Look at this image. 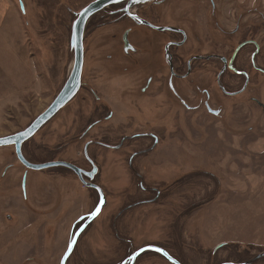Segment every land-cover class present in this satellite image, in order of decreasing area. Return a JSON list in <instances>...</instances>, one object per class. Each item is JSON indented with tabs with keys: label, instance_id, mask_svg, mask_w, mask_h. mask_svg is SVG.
Segmentation results:
<instances>
[{
	"label": "rangeland",
	"instance_id": "obj_1",
	"mask_svg": "<svg viewBox=\"0 0 264 264\" xmlns=\"http://www.w3.org/2000/svg\"><path fill=\"white\" fill-rule=\"evenodd\" d=\"M94 1L0 0V138L27 129L59 95L74 64L73 24ZM201 2L169 0L153 18L189 31L185 49L199 48L193 41L197 31L206 46L201 53L210 52L215 41L232 45L205 22L194 25L211 11ZM223 3V13L238 14L229 25L241 24L237 41L246 29L252 31L247 24L255 25L253 37L262 48L255 60L264 69V0ZM99 15L101 21L90 19L86 26L82 80L108 105L95 103L85 88L22 148L31 163L82 166L84 145L93 142L90 154L102 169L94 183L106 205L83 230L68 264H173L154 249L133 260L147 247L166 251L180 264H264V74L254 72L249 90L232 98L220 93L216 69L206 65L182 82L181 92L196 104V79L210 90L211 107L222 112L213 116L204 107L187 112L165 86L164 37L157 57H146L136 68L138 55L126 56L118 39L131 24H108ZM134 34L131 41L137 43ZM246 53L240 61H247ZM152 76L151 90L142 95L144 80ZM203 92L199 98L205 100ZM108 109L115 113L111 120ZM24 170L14 147H0V264H59L101 196L57 168L28 171L31 213L23 219ZM9 202L24 223L20 240L13 234L17 227L5 230L1 223ZM6 237H12L10 246L2 241Z\"/></svg>",
	"mask_w": 264,
	"mask_h": 264
},
{
	"label": "flooded vegetation",
	"instance_id": "obj_2",
	"mask_svg": "<svg viewBox=\"0 0 264 264\" xmlns=\"http://www.w3.org/2000/svg\"><path fill=\"white\" fill-rule=\"evenodd\" d=\"M223 1L224 0H203V2L201 3H206L207 5H209L211 11L209 13H201V15H199L200 18L198 17L197 19L195 18L196 20H194L195 21L194 25L196 27L200 25L199 21L201 20L202 22L208 24V26L213 27L216 32L218 31L221 37H224L227 40H233V43L235 41L236 42L234 43V45L233 43L231 45L229 42L223 44L220 41H215L217 42L216 45L214 46L213 49L212 47H210L212 50H210V52L208 53L206 52L201 53V51L206 47L204 44V40L202 39L200 34L201 31H197L196 33L197 37L196 39L195 38L193 39L194 43H197L199 48L196 50L195 49L188 50L185 49V47L190 42L189 31H187L186 29H184L183 27L177 24L163 25L157 20V18H153L154 16L157 15L159 10L164 8V6L169 2V0H143V1L139 0L137 3L131 0H125L120 3L109 6L108 8L101 11L103 13L101 12L97 13L91 18V20L98 18L97 17L98 14H102L99 16L102 17L103 21L107 20L108 24L114 23L116 25H120L124 22L131 24L128 25L126 28H124L119 38L115 36V39L116 38L119 39L121 50L123 51V53H125L126 56L130 54H134L136 58L138 55V59H136V62H134L136 68H140V67L142 68L143 59L146 60V57H148L149 59L150 58L154 59L155 57H157L156 52L159 49L157 45L158 43H160V39L164 37L163 39H165L166 41L161 47L162 60L168 71V76L167 79L165 80V86L168 92L172 95V98L180 102L181 106H183V108L187 112H195L201 109L202 107H204L210 115L219 116L222 110L219 108L214 109L210 105L211 96L207 92L210 90L204 91L202 87V83L195 79L194 90L196 93V104H193L191 103V101L189 102L181 92L182 91L181 86L183 85L182 82L190 80V78H192L195 74L199 73L202 70V68L207 65L209 66V68L213 67L214 69H216V73L214 75L215 84L218 86L220 93L224 96L234 98L244 94L247 90H249V87L252 84H254L253 82L254 72L259 74H264V69L261 67L260 68L257 67V62L255 60V57L262 52L261 46L257 44V42L253 37L255 35V29H256L255 25H253V23L247 24L250 25V27L249 26L248 27L251 28L252 31H248V29H246V33L240 35L237 41L235 37L238 36L242 31L241 24L236 23L234 29L230 28L229 25L233 23V20L236 19L238 20L237 17L238 14L232 15L230 13H223V7L226 5V3H223ZM241 20H243V16L241 17ZM99 21L101 20L99 19ZM202 27L206 28V26H202ZM193 29L194 27L192 28L191 32L194 31ZM88 31L89 29L86 28L84 39L87 37L86 33H88ZM133 34L136 35L138 39L137 43L134 42L132 43L131 41V36ZM245 51L247 52L246 53L247 61L242 62V60L240 61V57ZM152 62L153 61H151L150 63ZM154 82H155V78L153 76L146 78L144 80V85L141 88V94L142 95L148 94ZM235 87H237V90L232 91L233 90L232 88ZM81 91H85L88 94V96H90L91 98L93 97L92 98L93 101L97 104H101L104 101L97 94L95 88H93L92 85L84 82L83 80L81 82V87L78 93L75 95L74 99L77 98L78 94ZM202 92L205 95L208 94L205 100H204V96L199 98ZM250 99L252 103H255L256 98L254 96H251ZM85 101H86V97H83L82 102ZM170 101L172 102V99ZM104 103L108 105L107 102L104 101ZM103 113L105 114L104 111ZM103 113L100 114L102 115V117H103ZM105 115L109 117V119L111 120L114 118L115 113L113 110H109V114L106 113ZM99 121L100 120L91 124L87 129V133L93 130L95 124L98 123ZM151 136L152 139L154 140V143L158 144L157 141L158 138H156L157 136L155 134L154 135L151 134ZM92 145L93 142L91 143L90 141L86 142L84 145L83 157H82L84 164L82 166H78L77 164H74L72 162H66V163L74 165L77 168L81 169L84 172L83 179L86 182H88V184L96 185L94 183V179L99 174H101L102 169L97 164L95 158L91 157L90 147H92ZM51 162H65V161H49L39 164H46ZM22 166L25 168L24 170L25 172L21 180L20 193H21V201L23 205L21 210L22 211L21 216L24 219V216L26 218H29V213H31L30 205L28 204L29 201L28 189H27L28 171H34V170L28 169L23 164ZM56 168L59 169L61 172H68L70 174H74L77 177L78 181L81 182V184L84 187H86L87 189H92V190L94 189L93 187H88L84 183H82V181H80L79 176L72 169H69L64 166L56 167ZM96 170L97 173L94 174ZM98 187L101 189L100 186ZM153 191L154 192L151 193H156V194L159 193L158 190H153ZM10 202L8 204L6 203L8 208L6 209V211L2 212L4 214V217L1 223L5 225L6 227L5 230L14 226L17 227L16 229H14L13 234L17 232L15 237L19 239L21 237L20 232H22L24 229V227L22 229L20 228V225L23 223V220L22 223H19L20 220L17 221L16 219L17 213L14 207H10ZM86 221L87 220L82 222L79 229L85 224ZM8 235L13 236L11 233H9ZM2 241H6L7 245L9 244L10 246L12 243V237H6V240L3 239ZM68 249L69 247L62 255L59 264H63V259L66 256ZM74 251L75 250H73L72 253L69 255L65 264H68V262L71 260V257L75 253ZM23 256L24 253L21 256H19L18 259L19 258L21 259V257ZM7 258L9 257H6L5 260H7ZM9 264H13V260H11Z\"/></svg>",
	"mask_w": 264,
	"mask_h": 264
},
{
	"label": "water",
	"instance_id": "obj_3",
	"mask_svg": "<svg viewBox=\"0 0 264 264\" xmlns=\"http://www.w3.org/2000/svg\"><path fill=\"white\" fill-rule=\"evenodd\" d=\"M122 1H125V0H96L92 2L90 5H88L86 8H84L79 13L76 21L73 24L72 35H71V47L74 53V64H73L72 71L69 75V78L66 81L63 89L61 90L59 95L56 97L54 102L51 104V106L44 113H42L39 117H37L36 120L27 129L17 134L7 136L4 138H0V147H8V146L14 147L18 160L23 165H25L28 169L34 170V171H43L46 169L64 166L69 169H72L79 176L80 181H82V183H84L86 186L93 187L94 189L99 191L100 196H101L100 206L97 208L96 211H94L90 215V217L87 219L85 224L75 234V237L73 239L75 240V244L72 245L71 249L70 248L68 249V252L66 253V256L63 259V264L66 263L67 258L74 250L76 243L80 235L82 234L83 230L86 229L90 224L94 222V220L97 218L99 213L105 207L106 197L103 191L98 186L88 184V182H86L83 179L84 172L81 169L77 168L76 166L68 164L66 162H51V163H46V164L31 163L24 157L22 148H23V145L27 141L31 140L47 122H49L57 113L63 110L74 99L75 95L78 93L81 87L83 67H84V43L83 42H84V37H85L86 26L89 20L94 15L103 11L109 6L120 3ZM131 1L137 3L139 0H131ZM21 6L23 9L22 4ZM96 173H97V170L95 171L94 174ZM150 249L160 251V254L164 256L169 262L173 264H180L177 260L172 258L166 251L160 248H155V247L154 248L147 247V248H144L136 252L133 256V260H135L140 254ZM224 264H234V263H224Z\"/></svg>",
	"mask_w": 264,
	"mask_h": 264
},
{
	"label": "snow or ice",
	"instance_id": "obj_4",
	"mask_svg": "<svg viewBox=\"0 0 264 264\" xmlns=\"http://www.w3.org/2000/svg\"><path fill=\"white\" fill-rule=\"evenodd\" d=\"M75 244V240L72 241V243L69 245V248L71 249L72 245Z\"/></svg>",
	"mask_w": 264,
	"mask_h": 264
}]
</instances>
